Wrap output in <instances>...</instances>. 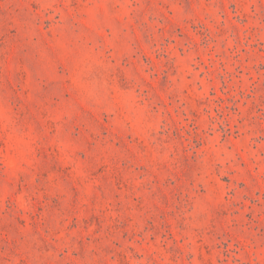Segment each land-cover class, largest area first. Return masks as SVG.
I'll use <instances>...</instances> for the list:
<instances>
[{
  "label": "rangeland",
  "instance_id": "rangeland-1",
  "mask_svg": "<svg viewBox=\"0 0 264 264\" xmlns=\"http://www.w3.org/2000/svg\"><path fill=\"white\" fill-rule=\"evenodd\" d=\"M0 264H264V0H0Z\"/></svg>",
  "mask_w": 264,
  "mask_h": 264
}]
</instances>
